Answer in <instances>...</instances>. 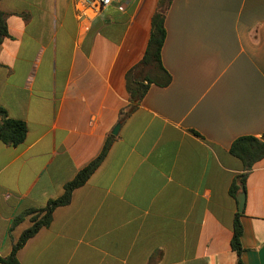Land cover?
I'll list each match as a JSON object with an SVG mask.
<instances>
[{
    "label": "crops",
    "instance_id": "1",
    "mask_svg": "<svg viewBox=\"0 0 264 264\" xmlns=\"http://www.w3.org/2000/svg\"><path fill=\"white\" fill-rule=\"evenodd\" d=\"M158 3L121 0L87 23L74 0L0 1L9 34L0 108L28 129L18 146L0 141V257L32 225L27 217L11 230L13 220L60 197L113 136L18 261L238 264L230 189L245 171L230 148L264 136V0H173L162 49L171 83L152 84L137 103L127 75L145 55ZM244 191L242 261L264 264V158Z\"/></svg>",
    "mask_w": 264,
    "mask_h": 264
},
{
    "label": "trees",
    "instance_id": "2",
    "mask_svg": "<svg viewBox=\"0 0 264 264\" xmlns=\"http://www.w3.org/2000/svg\"><path fill=\"white\" fill-rule=\"evenodd\" d=\"M172 1L173 0H159L158 9L152 18L151 35L145 55L141 62L132 68L127 75L129 91L133 102L140 103L152 84L166 87L171 83L172 78L162 63V49L167 37L165 28L166 13ZM8 36L5 15L0 10V44ZM27 133V125L23 121L10 118L6 110L0 108L1 142L10 146H18L25 141ZM114 140L115 137L113 136L107 139L100 155L83 168L70 182L65 184L64 192L60 197L49 200L42 209L22 212L13 220L11 230L16 228L27 217H30L32 225L21 234L17 242L13 245L11 254L6 258L0 257V264H21L17 258L18 252L41 229L51 225L53 214L57 208L67 206L71 203L74 191L83 187L92 177L106 158ZM230 153L242 161L245 171L243 175L234 180L230 189L231 196L237 201V195L241 187H244L248 173L253 169L256 163L264 158V142L253 136L240 137L233 142ZM241 217L242 213L237 212L231 241V248L233 252L237 254L238 264H243V247L241 242L243 225Z\"/></svg>",
    "mask_w": 264,
    "mask_h": 264
},
{
    "label": "built area",
    "instance_id": "3",
    "mask_svg": "<svg viewBox=\"0 0 264 264\" xmlns=\"http://www.w3.org/2000/svg\"><path fill=\"white\" fill-rule=\"evenodd\" d=\"M121 0H74V7L81 22L91 23L111 4Z\"/></svg>",
    "mask_w": 264,
    "mask_h": 264
},
{
    "label": "water",
    "instance_id": "4",
    "mask_svg": "<svg viewBox=\"0 0 264 264\" xmlns=\"http://www.w3.org/2000/svg\"><path fill=\"white\" fill-rule=\"evenodd\" d=\"M121 124H118L114 131H113V135L117 136L120 130ZM261 141L264 142V136L261 138ZM237 201H238V210L239 213H243L244 208H245V201H246V194L244 191V187L241 188V191L238 193L237 195Z\"/></svg>",
    "mask_w": 264,
    "mask_h": 264
}]
</instances>
